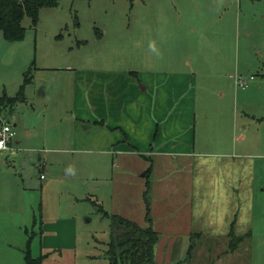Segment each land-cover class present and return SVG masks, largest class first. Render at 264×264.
<instances>
[{
  "label": "rangeland",
  "instance_id": "rangeland-1",
  "mask_svg": "<svg viewBox=\"0 0 264 264\" xmlns=\"http://www.w3.org/2000/svg\"><path fill=\"white\" fill-rule=\"evenodd\" d=\"M55 3L39 10L35 27L27 17L23 18L25 36L21 42H7L0 32V98L15 97L29 67L33 72L42 62L59 64V54L62 58L100 54L133 66L134 46L143 42L141 38L138 40L140 34L155 35V30L160 29L161 33L162 28L174 25H208V29L191 36L201 44L199 50L205 57L211 56L209 60L213 62L208 64L216 65V72L222 73L221 89L209 92L215 104H206L205 110L214 116L226 107L222 103L218 110L216 102L228 100L231 107L234 105L235 124L209 127L210 138L215 134L212 141H199L193 133L195 152L188 157H154L150 151L141 157L105 150L84 152L78 142L70 139L66 127L70 115L48 116L45 126L44 121L35 119L34 113L26 119L31 122L32 136L51 127L54 133L59 130L66 133L67 138L52 142L40 138V147L0 152V211H24L31 225L33 218L37 219V229L40 222L75 223L71 233L73 246L58 251L45 264H103L107 261L102 255L106 250L103 244L113 235L115 217L138 218L140 209L146 212L144 200L150 203L155 195V181L168 169L164 177H169L168 182L173 178L168 185L172 189L175 183L179 188L175 204L181 205L182 193L193 187L194 216L222 212L226 205L222 189H236L237 195L227 198L229 207L226 206L236 209L232 211L238 217L235 232H216L217 237L209 232L192 233L181 264H264V0H56ZM97 33L101 34V40ZM181 33L182 40L190 39L189 33L188 36ZM77 41L86 43L77 45ZM175 50L179 52V46ZM48 56H53V61ZM238 74L253 75L254 82L246 89L239 88L234 79ZM221 96L223 100H219ZM62 101V105L67 104V100ZM31 102L17 101L13 107L5 108L1 117L12 121L21 114L25 119L28 110L37 113L38 103ZM196 129L200 135V126L196 125ZM190 144L192 147V141ZM51 148L62 151L45 150ZM199 148L206 150L207 156L197 152ZM43 158L50 171L39 170ZM143 173L146 176L140 177ZM41 174L45 180H40ZM45 182V188L41 189V183ZM147 183L152 190L142 198L139 187L150 189ZM111 190L116 193L112 199ZM175 204L171 202L172 206ZM32 229L30 226L29 232Z\"/></svg>",
  "mask_w": 264,
  "mask_h": 264
},
{
  "label": "crops",
  "instance_id": "crops-1",
  "mask_svg": "<svg viewBox=\"0 0 264 264\" xmlns=\"http://www.w3.org/2000/svg\"><path fill=\"white\" fill-rule=\"evenodd\" d=\"M184 26L189 28L184 29ZM208 27L174 25L171 28H162L161 33L160 29L155 30V35L148 32L140 34L138 40L142 39L143 42L134 46L132 57L136 64L133 66L127 61L122 65L120 59L100 54L68 55L64 58L59 54V64L47 65L42 62L33 72L31 69V82L25 86V96L23 94V100L20 101L38 103L35 104L37 113L27 109L28 116L25 119L24 114H21L12 121L2 117L16 133L9 149L5 151L40 147V138L45 142L67 138L66 133L62 134L60 130L54 133L51 127L44 130V133L32 136L31 122L26 119L33 117L32 114L35 113V119L44 121L45 126L48 116L59 118L70 115L66 124L70 139L74 143L78 142L84 152L99 153L105 150L107 153L144 157V153L150 151L154 157L162 158L193 155V133L200 138L199 141H210L215 134L210 138L209 127L228 126L230 122L235 124L234 105L231 107V102L223 100V96L219 99L223 101H218L215 105L219 110L224 103L226 107L223 112L212 116L205 110L206 104H215L209 92L212 89H221L219 76L222 73L216 72V65L208 64L213 62L209 60L211 56L207 54L205 57L203 51L199 50L201 44L191 36ZM181 32H186L187 36L189 33L190 39L186 37V40H182ZM97 36L98 40L102 39L100 33ZM81 43L85 44L86 41H77V45ZM177 46L179 52L175 50ZM137 47L140 49L136 50ZM196 51L199 53L196 54ZM48 57L53 61V56ZM222 77L228 80L226 75ZM229 78L233 80V76ZM62 99L67 100V104L62 105ZM15 108L14 106L13 109ZM195 123L200 126V135L197 134ZM202 132L205 136H201ZM45 150L62 151L56 148ZM197 152L205 156L208 154L202 148ZM47 167L43 158L39 163V170L50 171ZM166 170L168 169H164L162 178L155 181V195L151 197L150 203L146 199L142 203L143 206L147 203L150 225L158 235L154 248L155 261L158 264H181L189 248L187 239L192 233L209 232L217 237L216 232H235L238 227L237 212L233 215L232 211L236 209H228L227 198L237 195L234 193L236 189H222L226 204L225 209H221L222 212L216 210L201 217L194 216V193H191L193 187L182 193L184 199L181 205L175 204V199L179 198V188L175 187V183L172 184V189L168 185L173 182V178L170 177L168 182L169 177H164L167 175ZM147 172L151 175L152 169ZM145 176L146 173H143L140 177ZM41 179H46L43 174L40 175ZM147 185L150 186L148 183ZM45 186L46 182L41 183V189ZM151 190V186L146 190L139 187L142 198L145 193L148 196ZM113 196L116 193L111 190V199ZM214 199L215 194L212 196V200ZM171 202L177 206H172ZM158 209L160 213L155 214ZM140 212L138 218L130 215L125 216V219L127 217V220L145 227L148 225L146 212L141 209ZM36 225L37 219L33 218L31 225L24 211H0V264H24L27 252L31 258H41V264H45L58 251H65L73 246L71 233L75 223L72 220L40 222L38 229L35 228ZM30 226L33 229L29 232ZM34 228L38 231L35 232ZM51 234L52 237L48 236ZM107 243L103 244L106 249ZM104 253L102 255L106 259ZM103 264H108V261Z\"/></svg>",
  "mask_w": 264,
  "mask_h": 264
},
{
  "label": "trees",
  "instance_id": "trees-1",
  "mask_svg": "<svg viewBox=\"0 0 264 264\" xmlns=\"http://www.w3.org/2000/svg\"><path fill=\"white\" fill-rule=\"evenodd\" d=\"M55 2L56 0H0V32L3 39L10 43L21 42L25 36V28L21 24L23 18L27 17L32 27H35L39 10L43 7H52ZM30 82L31 67L24 73L16 96L0 98V118L5 108L23 100V90ZM147 207L146 203L148 225L145 227L123 217H115L113 235L107 243L105 252L108 264H158L154 258L158 235L150 225ZM24 264H41V258L33 259L27 252Z\"/></svg>",
  "mask_w": 264,
  "mask_h": 264
},
{
  "label": "built area",
  "instance_id": "built-area-1",
  "mask_svg": "<svg viewBox=\"0 0 264 264\" xmlns=\"http://www.w3.org/2000/svg\"><path fill=\"white\" fill-rule=\"evenodd\" d=\"M235 84L242 89H246L248 85L253 81V76H245L238 74L234 76ZM14 129L0 118V151H5L9 149V144L15 138ZM43 178V176H41Z\"/></svg>",
  "mask_w": 264,
  "mask_h": 264
},
{
  "label": "water",
  "instance_id": "water-1",
  "mask_svg": "<svg viewBox=\"0 0 264 264\" xmlns=\"http://www.w3.org/2000/svg\"><path fill=\"white\" fill-rule=\"evenodd\" d=\"M5 123H7L8 124V122L6 121Z\"/></svg>",
  "mask_w": 264,
  "mask_h": 264
}]
</instances>
